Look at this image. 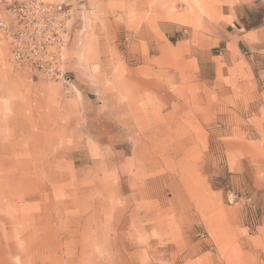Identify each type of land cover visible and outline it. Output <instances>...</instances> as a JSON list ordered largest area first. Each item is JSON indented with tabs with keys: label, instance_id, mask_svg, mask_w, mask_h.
Masks as SVG:
<instances>
[{
	"label": "rangeland",
	"instance_id": "rangeland-1",
	"mask_svg": "<svg viewBox=\"0 0 264 264\" xmlns=\"http://www.w3.org/2000/svg\"><path fill=\"white\" fill-rule=\"evenodd\" d=\"M44 1L71 10L62 77L0 44V264H264V0ZM114 153L108 199L92 162Z\"/></svg>",
	"mask_w": 264,
	"mask_h": 264
},
{
	"label": "built area",
	"instance_id": "built-area-1",
	"mask_svg": "<svg viewBox=\"0 0 264 264\" xmlns=\"http://www.w3.org/2000/svg\"><path fill=\"white\" fill-rule=\"evenodd\" d=\"M71 10L44 0H0V44H7L17 66L50 78L62 77L59 61L68 47Z\"/></svg>",
	"mask_w": 264,
	"mask_h": 264
},
{
	"label": "crops",
	"instance_id": "crops-1",
	"mask_svg": "<svg viewBox=\"0 0 264 264\" xmlns=\"http://www.w3.org/2000/svg\"><path fill=\"white\" fill-rule=\"evenodd\" d=\"M221 28L222 27L219 26V25L212 26L211 27V29H212L211 32H213L214 34H215V32L218 33V32H220ZM141 35H146V33L145 32H141ZM229 39L231 40V42L235 43V42L239 41L242 38L239 39V38H237V36H230ZM156 49L160 50L159 53H161L163 55V57H167V56L171 55V48H170L169 45L160 43V44H158L156 46ZM105 50H106L105 44L104 45L102 44L101 51H102L103 54L105 53ZM145 59H148V57H145ZM104 62H105V66L107 68H109V69L112 68V64L107 59H105ZM133 108H138V105H137L136 102H134V100L131 99L129 101V103H127L126 105L121 106L119 108V115L117 116V118H118L117 120H120L119 121L120 123L125 124L123 126L124 127L123 129L127 132V134L129 135L131 141H133V144H134L133 156H134V158L137 161L140 162V158H139L140 157V149H139V147H140L139 146L140 145V143H139V139H140L139 138L140 137L139 136L140 124L139 123L140 122L138 120H136L137 121V123H136V121H133L132 117H130V119H128L129 115H132V109ZM134 113H135V111H134ZM27 116H28V118L31 117V124L35 123L36 124V128H40V129H37L39 131H37L35 133V136L39 137V138L44 137V135H45V133H44V131H45L44 130V125L47 124V123L43 122L42 120L37 119L34 116V113H33L32 110L30 111V114L27 115ZM104 129H105V131H109L110 132L111 131V125L108 124V123H105L104 124ZM64 151L67 152V150H65V149H64ZM51 156H54V155L51 154ZM121 159H122L121 155L114 153V154H112V158H109L108 160H105V161L101 160L100 162H92L93 163L92 165H97V166L100 167L99 171H100V173H103V175L105 177L104 179L101 180V183H99V184H95L94 183V185H96V186L99 185L100 188L107 189V190H105L106 194L105 195L102 194V196H108V199L110 197H116L115 193L117 194L120 191H121V193H124L123 192L124 187H123V183L121 182L120 172H119L118 168L117 169L115 168L117 166L118 160H121ZM114 160H116L117 162H114ZM49 165H50L51 168H48V169L47 168H37L36 170L37 171H39V170L40 171H48V173H50L51 175L47 174V176H49V177L53 176L52 179L58 178V176H54L53 175L55 170L69 171L68 168L65 169V168H63V166H61L59 164L55 165V163H53V162H52V164H49ZM137 166H136V174L134 175V179H133V183H132L133 185H136V182L139 181V179H136V178L139 177V169H138ZM89 171H90V173L93 174V172L95 171V167H92ZM81 173H83V172H81ZM35 176H36V178H38L37 180H39V176L40 175L37 173ZM62 176H63V174H61L58 179H60L62 181L64 179H68V176H65V178H62ZM108 176H110L112 178H108ZM79 177H82V176H78V174H76V179L79 178ZM76 179L74 180V182L76 181ZM60 180H58L57 183L56 182H52L53 185L51 186L52 189L55 188V190H52V196L55 198V199L53 198L52 201L57 200L55 202L59 203V204H60V199H61L60 197L61 196L58 195V194H55V193L56 192L59 193L60 191H62L61 188L65 187L64 181L62 182L64 184H62L60 182ZM113 180H116V182H113ZM78 181L81 182L82 180L79 179ZM88 181H89V183H91L90 177L88 178ZM148 185H149V183L146 184V187H148ZM34 187H35V189L38 188V190L37 191L34 190L35 196L33 197L34 198L33 200H36L37 202L40 201V200H43L44 198H43V194L40 192V188L42 189L45 186L36 184ZM110 188L116 189V190H112V191L108 190ZM105 200H107L106 197H105ZM41 202L44 203V201H41ZM104 203L105 202L103 201V204ZM106 251H108V249H106Z\"/></svg>",
	"mask_w": 264,
	"mask_h": 264
},
{
	"label": "bare ground",
	"instance_id": "bare-ground-1",
	"mask_svg": "<svg viewBox=\"0 0 264 264\" xmlns=\"http://www.w3.org/2000/svg\"><path fill=\"white\" fill-rule=\"evenodd\" d=\"M179 109V108H178ZM193 145H194V143H193ZM195 146V145H194ZM186 153V155H185V158H186V160H187V158L189 157V156H191V153H189V151H186L185 152ZM135 181V180H134ZM136 182V181H135ZM145 186V185H144ZM149 186V185H148ZM123 192H124V190H123ZM149 193V192H148ZM100 194V193H99ZM131 197V196H130ZM129 197V198H130ZM114 212V211H113ZM115 213V212H114ZM115 215V214H114Z\"/></svg>",
	"mask_w": 264,
	"mask_h": 264
}]
</instances>
